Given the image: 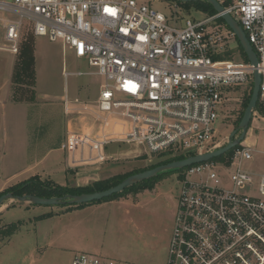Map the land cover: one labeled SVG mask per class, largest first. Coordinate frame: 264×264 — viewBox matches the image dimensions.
Listing matches in <instances>:
<instances>
[{"label": "built area", "instance_id": "1", "mask_svg": "<svg viewBox=\"0 0 264 264\" xmlns=\"http://www.w3.org/2000/svg\"><path fill=\"white\" fill-rule=\"evenodd\" d=\"M225 8L245 31L257 67L214 58L221 13L181 26L138 0H0V48L17 54L30 21L36 36L62 42L103 78L95 101L65 97L79 122L64 145L71 168L119 160L124 150L109 151L113 143L139 145L153 158L203 154L228 143L230 135L217 139L227 93L250 88L256 69L264 105V0H228ZM256 114L264 115L255 108ZM231 150L225 160L181 171L167 264H264V173L257 182L243 167L255 149L241 142ZM71 264L134 263L79 252Z\"/></svg>", "mask_w": 264, "mask_h": 264}, {"label": "rangeland", "instance_id": "2", "mask_svg": "<svg viewBox=\"0 0 264 264\" xmlns=\"http://www.w3.org/2000/svg\"><path fill=\"white\" fill-rule=\"evenodd\" d=\"M138 1L150 3L154 8L165 13L171 22L181 26L185 25L188 18L208 16L206 12L194 7L184 9L175 0ZM215 23L222 35L219 53H222L223 56L231 55L233 60H241L236 52V37L230 35L231 30L224 24L217 21ZM20 42V51L14 54L15 62L14 55L11 52L0 49V84L4 78L9 77L11 73L10 65L12 67L15 63L12 72L10 98L8 101L0 103V175L5 177L17 171L26 163L27 159H24L23 154L24 148L28 144H26L25 137L28 135L33 146H31L32 155L30 160H34L32 159L33 156L36 158L35 149L40 148L39 154L50 152V160L53 161L54 167L65 166V153L61 148L66 136L63 98L67 94L71 100L78 98L81 101H95L100 94L103 82V78L96 73V67L91 66L87 58L77 57L72 50H64L60 41L54 42L46 36H36L33 32V23L30 21L24 23ZM4 43V29L0 22V46ZM32 58L33 62L31 61ZM248 91L247 85H239L231 88L227 93V100L217 127L218 140L229 136L239 126V119L248 105L245 104ZM23 99L28 104H24ZM16 101L20 103H14ZM25 115L29 116L28 132L27 129H24ZM74 124L77 128L79 125L77 119H75ZM239 135L240 132L237 136ZM227 140L228 138H225L224 144ZM242 144L255 149L253 159L244 161L243 167L255 173L258 182L259 175L264 173V115H254ZM108 150L111 152L124 151L121 154L122 156H117L119 160L107 161L102 168L89 167V170L82 173L72 172L71 174L75 176L71 180L69 179L71 181L69 183L67 176L61 175L60 172L56 173L54 178L59 184L68 183L70 186H76L80 184V178L89 176L92 177L89 180L90 183H93L97 180L95 175L99 172L103 174L99 179H104L103 177H107V175L113 176L137 168H145L148 166L147 160L153 158L147 156L139 145L127 146L126 144L113 143L109 145ZM180 170L166 171L154 177L148 186L138 192L131 191L127 193L133 203L139 204V206L133 208L131 214L133 219L136 220V218L141 217L140 222L145 223L148 229L160 230L166 228L165 243L171 238V230L174 225V213L176 212V204H178L181 188ZM21 175H17L13 179ZM6 203L10 207L5 210L2 219L0 218V229L4 225L22 218H27L28 221L30 216L43 211L53 210L63 211L62 213H64L69 207L68 203L42 205L17 199L6 200L4 204ZM25 203L30 204L34 209H26ZM24 224L23 222L20 230L14 235L16 241L14 240L15 244L11 246L14 247V249L12 248L14 252H10V255L13 252L12 260L10 259L8 264H30L25 257V253L31 246L30 236L26 242L19 241L22 237L24 238L25 233H28L25 232ZM132 236L136 239L139 237L135 232L132 233ZM49 251L46 255V257H51L50 260L46 258L49 261L48 264H70L68 255L54 260V257H52L54 253ZM123 256L118 254V256H110V258L134 263L129 259L124 260ZM17 259L19 260L17 261ZM167 259L168 252L164 251L162 261L166 263ZM37 264H42V262Z\"/></svg>", "mask_w": 264, "mask_h": 264}, {"label": "crops", "instance_id": "3", "mask_svg": "<svg viewBox=\"0 0 264 264\" xmlns=\"http://www.w3.org/2000/svg\"><path fill=\"white\" fill-rule=\"evenodd\" d=\"M12 55L14 54L12 53ZM14 64L12 67L10 65L11 73L9 77L4 78L1 81L0 103L8 101L10 98ZM67 96L69 95L66 94L65 97ZM65 97L63 98L64 100ZM64 100L63 110L67 122L65 121L66 136L61 148L65 153V166L54 167L55 165H53V161L50 160V152L39 154V151H41L40 148L35 149L36 154L33 153L36 155V158L33 156L32 159L34 160H30L32 155L31 149L33 146L30 143L31 139L28 135L25 137L26 144H28L25 146L23 154L24 159H27L26 163L17 171L6 177L0 175V190L3 191L11 185L17 184L36 175L40 176L42 179H51L58 183L54 178V175L58 172L62 173L61 175H66L69 183L71 182L70 180L72 177L75 176L74 174H71L74 171H76V173H82L89 170V167L97 169L102 168L103 164L83 165L75 169L71 168L69 165L67 151L64 148V145L67 142L69 132L72 129H75L74 121L76 117H73L66 111ZM18 101L14 103H20ZM22 101L24 104H28L24 99ZM28 117V115H25L24 117V129H27V132L29 122ZM40 155L42 156L38 157ZM20 174H22L20 177L13 179V177ZM102 175V172H99L95 176L97 180H101L99 178H101ZM108 176L111 177L110 175H107V177L104 176L103 178H109ZM91 178L92 177L89 176L80 178V184L76 186L90 184L89 180ZM68 183L60 185H68ZM130 198V195H127L124 197L91 203L82 207L68 209L64 211V213H62L63 211L53 210L43 211L34 216H30L28 220L29 222L26 220L27 218L19 219L25 223V232H28L25 233L24 238L22 237L19 241L26 242V240H29L28 238L30 236L31 242V246L25 253V257L30 264H37L38 262L48 264L49 261L46 258L50 260L51 257H46V255L50 250L49 252L54 253L52 256L54 257V260H58L62 258V256L68 255L70 257V264L73 256L79 252L93 253L106 258L121 254L124 255V260H132L134 264H167V262L165 263V261H162L164 251L168 252L169 250L171 239H168L166 243L164 242L167 229H148L145 223L140 222L141 217L136 218V220L133 219L131 215L133 208L139 206V204L133 203ZM24 206L29 210L34 209V207L30 204L28 205V203H25ZM9 207L8 203L2 205L0 208L1 219L3 213ZM45 213H52V215L41 219L37 218ZM174 214H176V212ZM17 232L15 234H17ZM133 232L138 234L139 237L137 239L132 236ZM14 235L6 240L0 241V264H8L10 263V259L12 260L11 256L14 252V247L11 246L15 244L14 242L16 241ZM11 251L13 252L10 255ZM18 260L19 259H17V261Z\"/></svg>", "mask_w": 264, "mask_h": 264}, {"label": "water", "instance_id": "4", "mask_svg": "<svg viewBox=\"0 0 264 264\" xmlns=\"http://www.w3.org/2000/svg\"><path fill=\"white\" fill-rule=\"evenodd\" d=\"M180 1H196V0H180ZM213 5L217 13H221V17L224 19L226 24L229 26L231 31L234 33L235 37L239 40L241 46L243 47L245 53L247 54L248 60L255 66H258V57L254 51L250 41L248 40L245 31L239 22L232 16L228 11H226L225 6L219 0H205ZM261 82V74L256 69L254 72V81H253V91L249 103L244 111V114L240 120L239 126L230 133V139L227 144L224 146L207 153L191 155L183 159H173L172 155H167L163 157H154L147 160L148 169L134 173L127 178H125L120 183L109 187L104 190L94 191V192H85L81 194H67L61 197H40L36 195H21L14 196L11 192L5 193L0 196V208L6 200L17 199L19 201H27L33 204H42V205H55V204H84L90 203L93 201L102 200L104 198L110 197L115 193L123 191L125 188L132 186L136 183L142 182L144 180L151 179L158 176L159 174L176 169H183L192 164L204 162L211 160L215 157H218L238 144H240L247 133V130L250 126V123L253 118V112L256 108L259 100V89ZM238 132L240 135L237 137Z\"/></svg>", "mask_w": 264, "mask_h": 264}, {"label": "trees", "instance_id": "5", "mask_svg": "<svg viewBox=\"0 0 264 264\" xmlns=\"http://www.w3.org/2000/svg\"><path fill=\"white\" fill-rule=\"evenodd\" d=\"M175 1L179 6H181L184 9H189V8L194 7L198 10L206 12L208 16H211L217 13L213 5L205 0H196V1H188V2L180 1V0H175ZM222 4L224 6H227L228 0H223ZM217 22L224 24L228 29H230L222 17H219L217 19ZM236 41H237L236 52L238 53V56L240 57L241 60L249 61L247 54L245 53L243 47L241 46L237 38H236ZM221 54L222 53H218L214 55V58L216 59H219V58L232 59L233 58L231 55L223 56ZM31 61L33 62V58L31 59ZM252 91H253V85L249 88V91L246 94L245 104H248L251 98V95H252ZM256 109L264 113V105L262 103L258 102ZM242 116L240 117L239 120H241ZM232 152L233 150H230L218 157L213 158V160H225L232 154ZM190 154L192 153L175 155L173 159L175 160L183 159L189 156ZM148 168H149L148 166L145 168H137L130 172L117 174V175L111 176L106 179L97 180V181H94L93 183H90L87 185H80V186L60 185L51 179H42L40 176L36 175L22 182L11 185L7 189L1 191L0 196L8 192H11L14 196H21V195L29 194V195H36L40 197H58V196L61 197L67 194H81L85 192L86 193L94 192V191L104 190L109 187H112L120 183L121 181H123L128 176L134 173L146 170ZM180 171H183V169H181ZM153 179L154 177L151 179L136 183L132 186L125 188L123 191L119 193H115L111 195L110 197L104 198L102 200L93 201V202L84 203V204H67L69 206L67 209L78 208V207H82L84 205L91 204V203H97V202H101V201H105L109 199L124 197L125 195H127L128 192H131V191L138 192L140 189L144 188L145 186H148V184H150V182H152ZM51 215L52 213H45V214L38 216L37 218L41 219V218H45ZM22 224H23V221L18 220L16 222H12L10 224L4 225L0 229V241L6 240L10 238L12 235H14L20 229Z\"/></svg>", "mask_w": 264, "mask_h": 264}]
</instances>
